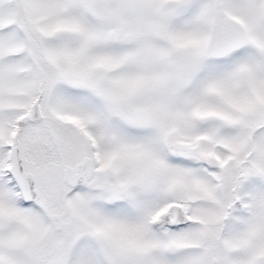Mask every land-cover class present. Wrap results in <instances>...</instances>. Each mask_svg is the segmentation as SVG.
Here are the masks:
<instances>
[{"label": "snow or ice", "instance_id": "6c2138e0", "mask_svg": "<svg viewBox=\"0 0 264 264\" xmlns=\"http://www.w3.org/2000/svg\"><path fill=\"white\" fill-rule=\"evenodd\" d=\"M0 264H264V0H0Z\"/></svg>", "mask_w": 264, "mask_h": 264}]
</instances>
